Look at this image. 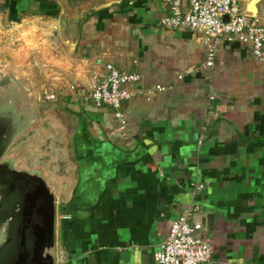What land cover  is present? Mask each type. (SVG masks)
Instances as JSON below:
<instances>
[{"label": "crops", "instance_id": "crops-1", "mask_svg": "<svg viewBox=\"0 0 264 264\" xmlns=\"http://www.w3.org/2000/svg\"><path fill=\"white\" fill-rule=\"evenodd\" d=\"M240 1L264 25V0ZM169 12V0H0V74L56 96L69 171L60 201L47 184L56 264H157L192 202L208 264H264V64L224 41L206 68L210 42L164 28ZM108 64L142 78L125 127L91 99ZM21 146L27 161L35 146Z\"/></svg>", "mask_w": 264, "mask_h": 264}, {"label": "built area", "instance_id": "built-area-1", "mask_svg": "<svg viewBox=\"0 0 264 264\" xmlns=\"http://www.w3.org/2000/svg\"><path fill=\"white\" fill-rule=\"evenodd\" d=\"M170 12L161 24L164 28L178 31L188 29L205 35L210 42L206 68L215 66L219 48L224 41L240 42L250 46L257 62L264 64V25L258 18L245 14L240 0H169ZM91 91V99L97 108H111L115 119L125 127L127 121L123 105L134 95L130 85L138 84L141 76L124 73L108 64ZM157 90H164L157 87ZM54 101V94L45 96ZM203 141L199 142L201 147ZM193 197L203 190V185L194 186ZM201 213L199 205L192 202L171 226L167 238L159 245L154 255L157 264H208L212 259L210 242L197 233L202 225L197 221Z\"/></svg>", "mask_w": 264, "mask_h": 264}, {"label": "rangeland", "instance_id": "rangeland-1", "mask_svg": "<svg viewBox=\"0 0 264 264\" xmlns=\"http://www.w3.org/2000/svg\"><path fill=\"white\" fill-rule=\"evenodd\" d=\"M28 78L29 76L21 74H0V123L7 128L10 138L5 159L11 168L31 171L43 178L60 201L62 191L66 189L63 186L64 178L69 174L66 168L68 163L65 162L66 148L60 141L61 121L49 107L51 103L44 99L46 95L53 93L47 90L46 94V86L40 89L42 85H29L30 81L27 85ZM26 88L30 90L27 91ZM22 134L24 135L21 136ZM22 144L29 148L35 146L27 161L19 154L16 156V153H20ZM54 160L57 164L53 163ZM60 212L62 213L61 210ZM0 240L2 244L5 241L1 231Z\"/></svg>", "mask_w": 264, "mask_h": 264}, {"label": "water", "instance_id": "water-1", "mask_svg": "<svg viewBox=\"0 0 264 264\" xmlns=\"http://www.w3.org/2000/svg\"><path fill=\"white\" fill-rule=\"evenodd\" d=\"M39 194L21 211L14 232L0 248V264H56L57 205L40 177ZM28 193L22 195L23 201Z\"/></svg>", "mask_w": 264, "mask_h": 264}, {"label": "flooded vegetation", "instance_id": "flooded-vegetation-1", "mask_svg": "<svg viewBox=\"0 0 264 264\" xmlns=\"http://www.w3.org/2000/svg\"><path fill=\"white\" fill-rule=\"evenodd\" d=\"M9 140V131L0 123V231L5 240L14 232L16 220L22 216L21 211L39 194L41 181L31 171L9 166L5 159ZM24 193H28L25 201L22 199ZM1 246L0 240V248Z\"/></svg>", "mask_w": 264, "mask_h": 264}]
</instances>
